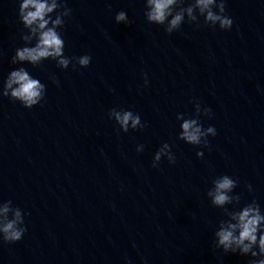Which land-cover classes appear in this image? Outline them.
Returning <instances> with one entry per match:
<instances>
[{"label":"water","instance_id":"water-1","mask_svg":"<svg viewBox=\"0 0 264 264\" xmlns=\"http://www.w3.org/2000/svg\"><path fill=\"white\" fill-rule=\"evenodd\" d=\"M66 4L64 55L92 58L75 71L12 64L26 30L18 0H0V81L24 67L46 85L31 109L0 98V201L26 213L22 239L0 242V264H248L213 247L224 217L206 192L232 176L231 194L264 212V0H225L228 30L183 23L171 34L146 21L144 0ZM119 11L130 23L115 22ZM196 102L211 109L200 117L216 130L207 148L177 139L176 114ZM113 107L146 127L119 131ZM165 142L176 162L153 168Z\"/></svg>","mask_w":264,"mask_h":264},{"label":"clouds","instance_id":"clouds-1","mask_svg":"<svg viewBox=\"0 0 264 264\" xmlns=\"http://www.w3.org/2000/svg\"><path fill=\"white\" fill-rule=\"evenodd\" d=\"M144 8L146 21L162 26L167 34L178 31L183 23L195 24L197 27L202 23L208 27L218 26L221 30H228L233 24V20L225 12V0H144ZM71 12L72 9L67 7L66 0H18V21L26 30L21 32L20 38L25 46L14 50L10 62L28 63L36 67L43 61L50 60L55 61L56 66L61 69L68 68L71 63L73 71L77 66L88 67L92 59L90 55H64L62 29L65 18L69 17ZM114 20L116 23H130L125 11L117 12ZM49 79L57 83L55 76H49ZM147 84L148 80L144 74V86ZM45 93L46 85L34 78L24 67L11 70L7 77L0 81V98L6 97L10 102H19L26 109L40 104ZM107 115L121 132L127 133L130 129L146 127L140 115L131 110L113 107ZM210 115L211 109L202 108L199 102L194 104L191 115L177 113L176 120L180 121L177 139L189 145L207 148V138L215 136L216 130L213 126L205 128L200 117L210 118ZM143 149L142 144L136 146L138 153ZM202 155V151L196 152L198 158ZM162 157L170 164L176 162V156L167 142L161 144L155 152L151 166L158 167ZM236 187L237 180L225 174L212 178L211 187L206 192L211 206L221 209L224 217L218 221L213 233V247L221 249L224 253L250 256L248 264H264V212L254 198L242 203L240 194L232 195ZM246 187L251 191L250 185ZM229 205L230 208L227 207ZM25 215L21 208L13 206L11 200L0 201V242L12 244L22 239L26 232Z\"/></svg>","mask_w":264,"mask_h":264}]
</instances>
